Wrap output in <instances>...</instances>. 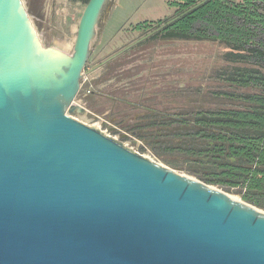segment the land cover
Listing matches in <instances>:
<instances>
[{
  "label": "water",
  "instance_id": "1",
  "mask_svg": "<svg viewBox=\"0 0 264 264\" xmlns=\"http://www.w3.org/2000/svg\"><path fill=\"white\" fill-rule=\"evenodd\" d=\"M107 2L85 5L68 54L42 44L23 0H0V264H264V209L76 103Z\"/></svg>",
  "mask_w": 264,
  "mask_h": 264
},
{
  "label": "rangeland",
  "instance_id": "2",
  "mask_svg": "<svg viewBox=\"0 0 264 264\" xmlns=\"http://www.w3.org/2000/svg\"><path fill=\"white\" fill-rule=\"evenodd\" d=\"M23 1L42 44L72 54L79 19L85 5L73 0ZM119 1L118 8L113 9L118 0H108L104 8L97 36L92 42L91 54L84 68L88 75L97 76L101 84L105 80H113L110 84L112 87L122 85L136 97L145 93L149 102L157 109L171 112L172 119L190 118L197 111L207 109L241 106V101L235 95L248 92L249 89L228 84L220 74L221 69L230 65L223 59L227 50L224 46L207 40L148 39L151 33L146 34L147 30H138L136 26L150 21L153 23L151 27H154L159 20L147 19L158 16V12L148 10V5L144 8V5L130 3V0ZM156 6L158 5L152 4V7ZM174 15L175 8L172 7V16ZM81 99L80 94L76 102ZM89 108L87 104V110ZM72 116L86 123L92 122L86 115ZM177 127L178 121L172 123L162 138L156 140L151 137L144 144H138L132 138H116L158 163L177 172L195 176L186 169L183 154L169 149L172 129ZM228 193L243 200L234 191Z\"/></svg>",
  "mask_w": 264,
  "mask_h": 264
},
{
  "label": "trees",
  "instance_id": "3",
  "mask_svg": "<svg viewBox=\"0 0 264 264\" xmlns=\"http://www.w3.org/2000/svg\"><path fill=\"white\" fill-rule=\"evenodd\" d=\"M169 5L174 16L136 29L151 33L148 39L221 44L230 65L220 74L228 84L249 89L235 95L239 107L172 119L179 127L172 129L169 149L183 154L190 174L264 209V0H171Z\"/></svg>",
  "mask_w": 264,
  "mask_h": 264
},
{
  "label": "crops",
  "instance_id": "4",
  "mask_svg": "<svg viewBox=\"0 0 264 264\" xmlns=\"http://www.w3.org/2000/svg\"><path fill=\"white\" fill-rule=\"evenodd\" d=\"M169 1L171 0H130V3L144 5V8L148 5V10L158 12L159 15L147 17V20H160L172 16ZM119 2L118 0L113 9L118 8ZM152 4L158 6L152 7ZM96 77L90 74V80L84 84V87H92V93L86 98V102L90 112L116 127L115 131H108L112 136L132 138L138 144H144L151 137L156 140L162 138L163 133L172 125V120H169L172 119V113L157 109L149 102L145 93L136 97L122 85L112 87L110 84L113 80L108 79L101 84Z\"/></svg>",
  "mask_w": 264,
  "mask_h": 264
},
{
  "label": "built area",
  "instance_id": "5",
  "mask_svg": "<svg viewBox=\"0 0 264 264\" xmlns=\"http://www.w3.org/2000/svg\"><path fill=\"white\" fill-rule=\"evenodd\" d=\"M89 80H90V75H88L87 72L84 70L83 76H82V79H81V88H80V91L78 93V95H80V94L82 95V99L79 102H76V103H78L80 105H83L84 107H86V109H87L86 98L91 95V93H92V87H84V84L86 82H88ZM87 119L88 120H92V122H88V124L94 125V126H99L101 128L100 121H95L91 117H88V116H87ZM103 130L105 132H107L106 129H103Z\"/></svg>",
  "mask_w": 264,
  "mask_h": 264
},
{
  "label": "bare ground",
  "instance_id": "6",
  "mask_svg": "<svg viewBox=\"0 0 264 264\" xmlns=\"http://www.w3.org/2000/svg\"><path fill=\"white\" fill-rule=\"evenodd\" d=\"M71 47V46H70ZM66 48V47H65ZM232 196V195H231ZM233 198H235V199H238V198H236V197H234V196H232ZM239 200V199H238Z\"/></svg>",
  "mask_w": 264,
  "mask_h": 264
}]
</instances>
